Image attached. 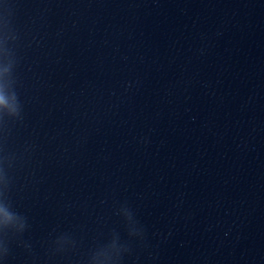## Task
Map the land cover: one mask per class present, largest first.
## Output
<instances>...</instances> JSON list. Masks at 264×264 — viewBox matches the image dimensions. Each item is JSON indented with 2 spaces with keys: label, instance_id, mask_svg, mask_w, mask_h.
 <instances>
[{
  "label": "clouds",
  "instance_id": "1",
  "mask_svg": "<svg viewBox=\"0 0 264 264\" xmlns=\"http://www.w3.org/2000/svg\"><path fill=\"white\" fill-rule=\"evenodd\" d=\"M20 105L14 110V115L19 116ZM2 119V117H0ZM10 180L0 169V264H5L11 249L10 244L13 240H18L28 229L27 217L13 209L9 196ZM126 221L127 234L130 238L138 237L144 239L145 230L139 226V222L134 219L132 211L127 206H122L119 210ZM19 243L29 251L31 244L19 240ZM74 241L67 234L58 236L52 241V254L63 252L67 247L74 246ZM130 251L127 243L121 242L118 233L113 232L109 241L105 244H98L93 250H90L86 264H121L124 253Z\"/></svg>",
  "mask_w": 264,
  "mask_h": 264
}]
</instances>
